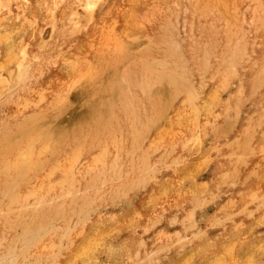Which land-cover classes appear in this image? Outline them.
I'll use <instances>...</instances> for the list:
<instances>
[{"label":"rangeland","instance_id":"rangeland-1","mask_svg":"<svg viewBox=\"0 0 264 264\" xmlns=\"http://www.w3.org/2000/svg\"><path fill=\"white\" fill-rule=\"evenodd\" d=\"M75 1L79 4L77 6V14L81 20L79 27L69 25L75 12L68 0V3L64 2L57 7L54 16L52 12L50 13L51 19H54V29L53 25L45 26L41 37L31 42L33 48L37 46V50L41 52L48 50L55 42L59 41L63 44L58 51L59 61L68 63L63 68L68 70L66 75L69 77L72 76L69 62L73 60L76 63L78 56H82V60L86 62V57L93 61V70L87 75L84 74L85 76L73 90L77 98L72 99L71 106L57 119L51 114L40 122L39 126L52 127L51 134L54 138L62 133L70 134L82 126H92L91 110L104 108L106 104L104 98L115 95L114 80H118L121 76H126L129 80L127 75L130 73V54L139 56L152 36L185 39L194 52L192 48L187 51L190 54L196 53L198 57L203 55L200 61L202 64L209 61V69L214 70L215 73V68L211 66L214 59L211 58L216 52L221 51L219 46L222 44V35L237 29L236 34L228 35L229 42L225 44L228 45L229 52L224 59H227L232 52L238 51L241 45L248 48L251 58L248 60L249 63H237L234 73L228 68L221 81L212 79V72L207 73L205 81L199 75L195 76L194 88L191 86L188 90L192 88L198 95L201 92L198 102L199 111L195 115L196 118L189 120V126L191 121L196 132L185 133L182 129L184 118H178V110L185 97L181 95L180 98H176L173 101L174 105L171 103L173 107L171 106L169 114L165 116L166 114L164 112L162 114L160 109L163 101L170 98L169 87L163 79L150 82L155 94V113L158 114L159 109L161 115L156 129L150 132L149 122L143 120L142 123L147 122L145 125L148 126V132H142L141 136H137V132H124V134L125 139L135 140L136 137L140 139L143 150L148 153L145 157L153 162L155 171L147 174L145 164L141 163L142 166L134 169L131 176L126 179L135 182L146 178L147 181L136 189L130 191L127 189L129 197L127 196L125 201L117 200L112 203V196H107L104 204L99 206L101 212L97 206H93L95 210L93 209L90 217L84 222H78V215L73 213L64 215L61 213L55 217L48 213L33 215L35 223L32 230L38 228L37 223L42 219L54 221L57 227H53L54 230L48 235L51 237L50 235L55 232L52 238L54 241H57L63 233L61 227L77 225L75 227L77 229L74 228L71 235L72 239L65 242L62 256L57 259L49 254L41 255V264H92V262L94 264H208L207 262L221 264L218 260L223 255L226 257V264H264V243H262L264 242V211H262L264 210V85L256 87L251 85L254 69L264 58V0H124L117 5H114L112 0H105L98 5L89 24H87L89 17L82 9L84 0L80 3L79 0ZM227 21L230 25H226ZM68 25L71 34L60 38L64 26ZM259 27L261 29H258ZM169 39L166 50L173 44V42L169 43ZM116 43L121 44V49L112 52L110 48ZM157 48H161L159 42ZM160 53L161 58H165V54L162 51ZM105 58L107 61L103 62ZM228 63L229 59L222 63V68H226ZM188 64L193 67V62ZM60 66L62 69V65ZM4 68L0 59V73L4 72ZM79 75L83 74L79 73L73 78H79ZM73 78L71 77L70 81ZM131 81L132 86L129 82L126 88L129 92L125 99V107L121 108L123 115L131 101L135 100L133 97L139 99V102L142 100L141 105L144 102L147 108L150 102L148 87L142 88V78ZM0 84L3 85V89L0 88V121L4 120L5 124L10 121L12 124L15 110L8 103L12 99L10 96L13 92L10 89L13 84H7L5 79H0ZM143 89H147L146 92ZM171 89L175 90V88ZM183 91L186 90H180ZM211 100H215L216 103L210 108L205 101L210 103ZM36 111L39 109L35 108L31 112ZM61 130L64 132H58ZM115 136L117 132L110 133L109 141L114 140ZM69 137L68 142L72 139ZM11 155L8 147L0 150V254H7L13 248H20L19 242L23 239L21 235L26 229L22 225V219L11 210L13 207H20L16 200H13L12 204V192H8L13 185L11 171L7 168ZM89 155L94 153L88 154L82 151L80 158L84 159ZM65 156L63 153L59 158L63 159ZM50 166L44 171H36L37 176L30 174L24 178L22 191L17 190V194H14L20 196L39 189L38 180L45 176V171L53 170L56 164ZM55 170L57 171V168ZM59 177L60 174L57 172L49 181L56 190L35 192L37 195H45L43 205H47L52 196L61 195V189L58 188L61 185L57 182ZM85 183L86 181H77L71 197L61 198L55 203H63V209L72 204L76 207L80 205L85 207V198L99 197L92 193L89 189L90 185ZM118 185H120L119 181L114 183L109 180L104 187L117 188ZM98 188L103 189L102 186ZM163 191L164 193H160ZM252 196L256 199L252 200ZM148 202L152 206H149ZM65 215L66 221L61 220ZM11 220L21 223L15 231L10 226ZM87 236L91 238L89 243L86 241L89 239ZM34 251L36 248L33 246L25 255L20 254L17 264H34L37 257ZM216 255L219 258L215 257ZM84 259L90 260L89 263Z\"/></svg>","mask_w":264,"mask_h":264},{"label":"bare ground","instance_id":"bare-ground-1","mask_svg":"<svg viewBox=\"0 0 264 264\" xmlns=\"http://www.w3.org/2000/svg\"><path fill=\"white\" fill-rule=\"evenodd\" d=\"M104 1L105 0H84L82 9L89 17L87 24L92 22L93 15L98 5ZM120 1H124V0H112V3L114 5H117L119 4ZM64 2L68 3V0H0V59L1 62L3 63V68L6 67V69L4 68L3 70L4 72L0 73V79H5L7 81V84H13L10 89V91H12L13 94L10 97L12 99L14 97V99L13 100L10 99L8 104L9 106H11V108H14L15 110V115L12 116L13 120L11 119L12 124L10 123V121H7V124H5L4 120L0 121V150L8 147L10 153L12 154L11 157L9 158L10 160L8 162L7 168L11 171L10 176L13 185L8 192H12L11 195L12 204L14 202L13 200H16L17 203L20 205V207L17 208L13 207L11 208V210L13 211L14 214L16 213L22 219L21 221L22 225L26 228L25 232L22 233L21 235L23 239L19 242L21 243V247L13 248L12 251L7 254H0V264H17V261L20 260L19 255L20 254L25 255V253H27L33 246L36 248L34 254L35 256H37L36 262L34 264H41V257H40L41 255L49 254L50 256L52 255L51 257L57 259L60 256H62V252H64L63 250L65 249V242L70 241V238L72 239L71 235L74 231V228L77 225H74L72 227V225L70 224L65 228L61 227L63 233L59 236L57 241H54V239L52 238L54 234H56L55 232L53 235H50L51 237H48V235L54 230L53 227L56 226L54 225V221L49 222V221H44V219H42L39 223H37L38 228L36 230H32L33 224L35 223L33 219V215L37 213H43L45 215L46 213H48L52 217H55V216H59V214L61 213L62 215L67 213L70 214L73 213L74 215L75 214L78 215L79 217L78 222H82V221L84 222V220L90 217V214L91 212H93V209L95 210L93 206L95 207L97 206V208L100 211L99 206L101 204H104L105 198L107 196L110 195L112 196L113 199L112 203H114L117 200L125 201L129 197L126 191L127 189L129 191L132 189H136L137 187L143 185L147 181L146 178L139 179L135 182L128 181L126 178L130 177L134 169H139L142 166V164H145L144 168H146L147 174L153 173L155 171V167L150 159H146L147 156L145 157V154L148 155V153L143 150V147L140 144L141 142L140 139H138L137 137L135 138V140L125 139L124 132H137L136 133L137 136H141L142 132H148V126L145 125L146 121L149 122L150 132H154L156 129L157 122L161 117L160 111L162 114L164 112L166 114L165 116H167L170 112L173 101L176 98H180L181 95L185 97L181 102V108L178 110V118L179 119L180 117L184 118V121L182 123L184 127L182 129H184L183 131H185V133L186 131L196 132V130L192 127L193 125L191 121H190L191 124L189 126V120L190 119L193 120V118H196L195 115L199 111L198 102L200 99L199 95L201 92L198 91L200 92L198 95V93H195V91L192 88L188 90L189 87L191 86L193 87L195 76L199 75L205 81L207 80L206 79V76L208 75L207 73L212 72L213 74L212 79L215 78L218 81H221L228 68L230 69V71L232 70V72L234 73L236 69L235 65L237 63L239 64L241 62L247 63L248 60L251 58L248 48L244 45L243 46L241 45V48L238 49V51L232 52V54L227 58L229 59V63L227 64L226 68H222V63H225L227 60L226 58L224 59V57L229 52L228 45L225 44V42H229L227 41V39L230 38L228 35L236 34L237 29L232 31L229 30L230 32L227 34L226 32L223 33L222 44H220L219 46L221 48V51L216 52V54H214V57L211 58L214 59V62L212 63L211 66L215 68V73L214 70L209 69V61H206L205 63L202 64L200 59L203 58L202 57L203 55L198 57L196 53L193 54L194 51L192 46L189 45L188 41H186L185 39L180 40L177 37L175 38L173 37L169 39L159 35L153 38L152 36L149 38L150 40L149 44L146 46V48L141 50L139 56L138 54H133V53L130 54L129 56L131 58L129 64L130 73H128L127 75L129 80L126 78V76H121L118 80H114L113 83H115V85L113 86V88L115 91V95L107 96L104 98V100H106V104L104 108H98V109L95 108L91 110L90 113L92 114V126L90 125L82 126V128L72 131V133H70L71 135L67 133H62L60 134L59 137L54 138L53 135L51 134L52 127L45 125L44 128L42 126H39L40 122L47 116H50L51 114H53L55 116V119H57L59 115H61L66 109H68L72 104V99L77 98L76 94L73 93L76 84L80 83L82 77L89 74L93 70V66H92L93 61H90L89 58L86 57L87 60L86 62L82 60V56H78L76 63L73 62V60L69 62L70 65L69 67H71L72 69L71 70L72 76L71 75L70 76L73 78L74 75H77L79 73H82L83 75L82 76L79 75L80 76L79 78H75V79L73 78L72 81H70L71 77L66 75V73H68V70L66 71L63 68L64 65L68 63L67 62L64 63V61L63 62L59 61L60 57L58 51L60 50L63 44H61L59 41L57 43L55 42L53 43L52 46H50L48 50L44 52L37 50V46L33 48V46L31 45V42L33 43L34 40L41 37L42 30L44 29L45 26L53 25L52 27L54 29V19H51L50 13L52 12L54 16L57 7ZM80 2L81 0H79V3ZM69 4L71 5L73 12H75L73 13V17L70 20L69 25L71 24L73 27H79L81 22L79 15L77 14V6H79V4H77L75 0H69ZM228 24L229 22L227 21L226 25ZM69 25L64 26V30L59 35L60 38H65L67 35L71 34L70 32L72 31L70 30ZM233 25L236 24L233 23ZM258 29H261V27H259ZM157 39L161 45L160 49L157 48L158 46ZM168 39H169V43L173 42V44L170 49L166 50ZM156 48L159 50V53H157ZM189 48H192L191 50L193 52L191 54L187 51V49ZM110 49L113 50V51L111 50L112 52H116L117 50L121 49V44L116 43V45H113ZM160 51H162L165 54V58L163 59L161 58ZM106 61L107 59L105 58V61L103 62ZM188 62L189 63L193 62V67H191L188 64ZM194 63H195V69H194ZM57 64L62 65V69L61 66ZM99 70H101V68H99ZM250 70L252 71V67H250ZM141 78L143 80L142 88L148 87V95L150 98L149 106L147 108V106L144 105V102L143 105H141L142 100L139 102V99L133 97V99L135 100L131 101V104L129 105L128 109L124 110V115H123V111L121 108L125 107V99L127 93L129 92L128 90H126V88H128L129 82H130V86H132L131 79L138 80ZM162 79L164 80V83H167V86L169 87L168 97L170 98L163 101L165 104L163 103L162 109H160V111L158 109V114H156L155 113L156 108L154 102L155 94L153 92V89L150 87L149 83L152 81L158 82ZM251 85H254V87L259 85H264V58L261 59L260 63L254 69V75ZM139 87L141 89V84H139ZM0 88L3 89L2 84H0ZM171 88H175V90ZM200 88H202V86ZM181 89H185L186 91L180 92ZM143 90L144 92H146L147 89H143ZM216 91H218V89ZM203 102L201 101V103ZM207 102H208L207 106H210V108L213 107V105L216 103L215 100H211L210 103L209 101H205V103ZM222 103H224V101ZM35 108L39 109V111L31 112ZM143 120L146 121L142 123ZM58 132H64V131L61 130ZM112 132H117V136H115L114 140L109 141L108 135L110 136V133ZM68 135L72 137L70 142H68V137H69ZM82 151L88 152V154L94 153V155L91 156L89 155L86 158L81 159L80 155ZM63 153L66 156L63 159H60L59 156ZM183 159L184 158H182V160ZM248 161L250 162V160ZM53 163L56 164V166L54 167L57 168V171L55 170V168L50 171L47 170V172L45 171L44 173L45 176L38 180V184L40 188L37 189L36 191L40 192L41 190L44 193L46 191L50 192L52 190H56L54 189V187H52V184H49L50 183L49 181L55 174H57V172H59L60 177L59 180H57V182L58 184L61 185V187H58L61 189L60 190L61 195L52 196L50 198L51 201L47 205H43V199L45 195L44 196L39 194L37 195V193H35L36 191L30 192L29 194L28 193L23 194L20 196H16L14 194L17 192V190L22 191L24 185V184L22 185V180L24 178H27V176H29L30 174H35L36 171L40 172L48 169V167H51L50 165L51 164L53 165ZM109 180H112V182L114 183L116 181H119L120 185H118L117 188L104 187L105 183H107ZM77 181L78 182L86 181L85 184L90 185L89 189L92 191V193L97 194L99 197L85 198V202H86L85 207H83V205L82 206L77 205L78 207H76L74 204H72L70 207L63 209L62 208L63 203H55V202L60 200L61 198H70L73 192L72 191L73 187ZM98 186H102L103 189L98 188ZM160 193H164V191ZM255 199L256 197L252 196V200ZM243 203H245V201ZM148 204L150 203L148 202ZM149 206L152 205L150 204ZM89 207H91L92 209H88ZM192 216L193 215H191V217ZM61 220L66 221V215ZM17 222L15 220H11L9 222L11 224L10 226H12V229L14 231L18 228V225L21 224ZM88 238L89 239H87L86 241H88L89 243L91 241V238L90 237ZM247 248H248V243H247ZM256 248L258 249V246ZM19 251L23 253L21 252L19 253ZM190 257L191 256H189V258ZM215 257L219 258L218 255H216ZM248 258H250V256H248ZM87 261L89 263L90 260ZM218 262L221 264H226V257L223 255L221 259L219 258ZM207 263L209 264V262ZM92 264L94 263L92 262Z\"/></svg>","mask_w":264,"mask_h":264}]
</instances>
